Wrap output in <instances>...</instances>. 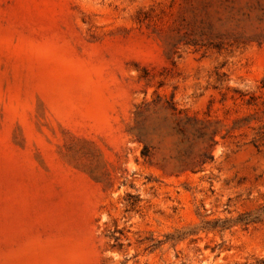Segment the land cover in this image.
<instances>
[{
    "label": "rangeland",
    "instance_id": "rangeland-1",
    "mask_svg": "<svg viewBox=\"0 0 264 264\" xmlns=\"http://www.w3.org/2000/svg\"><path fill=\"white\" fill-rule=\"evenodd\" d=\"M0 264H264V0H0Z\"/></svg>",
    "mask_w": 264,
    "mask_h": 264
}]
</instances>
